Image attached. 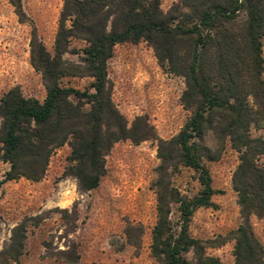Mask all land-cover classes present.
I'll list each match as a JSON object with an SVG mask.
<instances>
[{"label":"trees","instance_id":"1","mask_svg":"<svg viewBox=\"0 0 264 264\" xmlns=\"http://www.w3.org/2000/svg\"><path fill=\"white\" fill-rule=\"evenodd\" d=\"M8 2L21 20L20 0ZM30 34L29 62L45 94L38 101L12 86L0 95V161L8 164L0 184L19 177L40 180L51 153L66 144L64 175L86 192L103 176L104 156L113 143L155 139L151 256L160 264H218L217 257L204 252L215 245L192 238L187 228L195 209L213 206L210 197L216 191L205 161L217 160L227 141L237 153L230 177L240 216L231 235L233 260L264 264V246L249 223L250 216L264 219V166L259 163L264 137L250 133L264 125V0H177L166 11L159 0H62L51 50L34 27ZM140 40L151 47L161 68L184 80L179 101L190 114L167 139L156 138L142 116L127 124L110 98L106 64L114 45ZM69 77L91 81L79 90L62 84ZM180 167L195 174L198 189L191 196L171 181ZM25 228L23 220L11 228L0 262L21 254ZM127 229V237L129 231L142 232L141 225Z\"/></svg>","mask_w":264,"mask_h":264},{"label":"rangeland","instance_id":"2","mask_svg":"<svg viewBox=\"0 0 264 264\" xmlns=\"http://www.w3.org/2000/svg\"><path fill=\"white\" fill-rule=\"evenodd\" d=\"M176 1L159 0V7L166 11ZM20 3L24 13L21 20L8 0H0V95L17 86L23 96L41 101L44 86L29 62L31 27L50 51L62 0ZM71 44L78 47L82 42ZM261 54L264 58V37ZM64 57L75 59L69 54ZM106 76L111 101L127 124L142 116L156 138L174 135L190 114L179 101L183 78L161 68L145 41L114 45ZM90 81L89 77H69L62 84L83 90ZM250 133L264 137V125L252 128ZM205 140L209 142L208 137ZM68 152L66 144L56 148L38 181L19 177L0 184V250L7 246L13 226L22 220L26 226L21 254L15 261L0 264H160L149 250L150 229L155 222L151 182L158 164L156 140L113 143L104 156L103 176L94 189L86 192L78 191L74 178L64 175ZM236 163L237 153L227 141L217 160L205 161L216 191L210 197L213 206L195 209L187 228L192 238L209 239L215 245L204 252L217 257L218 264H235L231 235L240 216L230 177ZM259 163L264 166V156ZM7 168L8 164L0 161V179ZM171 181L185 196L198 189L194 172L186 167H180ZM175 218L172 210L170 219ZM249 223L264 246V219L250 216ZM129 225H141V234L132 230L127 237ZM128 239L137 243L130 244Z\"/></svg>","mask_w":264,"mask_h":264}]
</instances>
